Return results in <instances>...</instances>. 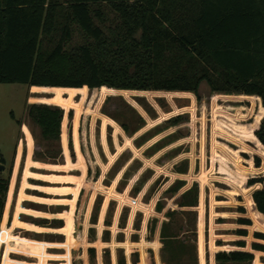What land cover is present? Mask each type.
<instances>
[{"label":"rangeland","instance_id":"rangeland-1","mask_svg":"<svg viewBox=\"0 0 264 264\" xmlns=\"http://www.w3.org/2000/svg\"><path fill=\"white\" fill-rule=\"evenodd\" d=\"M54 88L64 87L0 82L5 157L0 174L10 173L9 201L0 221V264H107L106 250L111 264H118L122 253L126 264L135 258L139 264H166L161 230L170 219L168 210L178 211L177 229L185 231L193 220L179 205L184 190L207 181L208 194L224 191L234 198L239 191L241 93L212 92L206 84L201 98L188 90L88 87L72 96L63 91L57 103L49 98ZM35 102L73 110L63 122L57 160L36 156L46 147L28 113ZM125 119L133 123L131 134L119 121ZM29 160L36 162L30 170L48 177L25 179ZM175 182L181 188L173 194L167 189ZM21 193L23 210L16 216ZM235 204L224 209L235 215ZM220 220L227 222L217 231L207 227V263L202 240L201 264L214 263L215 252L231 249L236 240L235 216ZM195 224L197 243V218ZM194 235L190 231L188 237ZM90 247L96 249L94 256ZM248 262L264 264V259Z\"/></svg>","mask_w":264,"mask_h":264},{"label":"trees","instance_id":"trees-1","mask_svg":"<svg viewBox=\"0 0 264 264\" xmlns=\"http://www.w3.org/2000/svg\"><path fill=\"white\" fill-rule=\"evenodd\" d=\"M0 82L63 86L49 97L57 103L63 91L72 96L88 87L188 90L201 98L206 84L212 92L241 93L236 240L215 259L217 264L264 259V0H0ZM28 113L46 147L36 156L57 160L63 122L73 110L35 102ZM119 121L131 134L133 123ZM30 162L25 179L48 177L30 170L28 165L36 163ZM0 163H5L1 151ZM179 183L167 191L176 193ZM9 188L10 173L0 174V221ZM22 198L21 193L16 216ZM198 199L197 182L181 194L182 212L193 218L185 231L173 225L178 211L168 210L170 219L161 230L166 264H198V212L192 208ZM190 231L194 237H188ZM89 252L94 256L96 249ZM118 264H126L123 253Z\"/></svg>","mask_w":264,"mask_h":264},{"label":"crops","instance_id":"crops-1","mask_svg":"<svg viewBox=\"0 0 264 264\" xmlns=\"http://www.w3.org/2000/svg\"><path fill=\"white\" fill-rule=\"evenodd\" d=\"M198 184H199L198 204L196 206L192 207V208L196 209L197 212H198V215H197V229H198V234L199 235H198L197 246H198V253H199V263L201 264V256H202L201 241L202 240L204 241V256H206V253H207L206 247H205V246H207V240H206L207 227L209 226L211 229L215 228L216 231H217L218 227L220 228L221 226H223L227 222L225 220H223V221L220 220L219 221V219L220 218H229L231 216H235L236 223H237V217H238V191H236V194H235L234 198H230L227 193H224V191H220V190L219 191L221 193H219L218 191L211 190L210 193L208 194L206 189L210 187L209 186L211 184L210 182L205 181V183H204L205 185H203L204 187L200 183H198ZM191 186L187 187L185 190L189 189ZM218 194L220 196H218ZM7 201H9V197H8ZM233 201H236V204H235V206H236L235 215H232L230 210L224 209V208H226L228 206L227 204L233 203ZM218 242H216V244ZM217 245H219V243ZM205 260H206V263H207V256L205 257ZM215 261H216V259L214 257V263H211V264H216L217 261L216 262ZM58 264H61V263H58Z\"/></svg>","mask_w":264,"mask_h":264},{"label":"water","instance_id":"water-1","mask_svg":"<svg viewBox=\"0 0 264 264\" xmlns=\"http://www.w3.org/2000/svg\"><path fill=\"white\" fill-rule=\"evenodd\" d=\"M5 168V164L4 163H0V171H2Z\"/></svg>","mask_w":264,"mask_h":264}]
</instances>
